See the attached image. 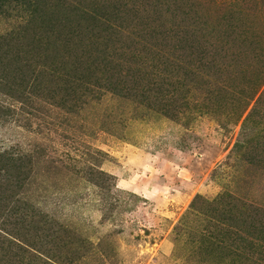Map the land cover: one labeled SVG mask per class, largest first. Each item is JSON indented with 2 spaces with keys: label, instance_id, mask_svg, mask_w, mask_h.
Listing matches in <instances>:
<instances>
[{
  "label": "rangeland",
  "instance_id": "obj_1",
  "mask_svg": "<svg viewBox=\"0 0 264 264\" xmlns=\"http://www.w3.org/2000/svg\"><path fill=\"white\" fill-rule=\"evenodd\" d=\"M42 3L0 14V264H248L177 226H264V0Z\"/></svg>",
  "mask_w": 264,
  "mask_h": 264
},
{
  "label": "trees",
  "instance_id": "obj_2",
  "mask_svg": "<svg viewBox=\"0 0 264 264\" xmlns=\"http://www.w3.org/2000/svg\"><path fill=\"white\" fill-rule=\"evenodd\" d=\"M13 2L14 6H25L26 15L22 17V21L26 23L35 17L46 15L42 9L44 6L42 0H0V14L12 7ZM256 106L257 100L247 115L248 119L255 113ZM205 206L207 210L204 214L207 218L204 224L195 221L193 225L186 216L177 226L178 231L192 232L194 235V239L191 240L195 248L194 253L203 252L204 255L211 256L217 254L221 261L229 257L232 259L242 257L244 262L256 264L258 252H264V236H262L264 226L255 210L253 209L252 217H245L246 205L227 192L219 194L211 201H205ZM190 209V214L197 211L194 202L190 205Z\"/></svg>",
  "mask_w": 264,
  "mask_h": 264
}]
</instances>
